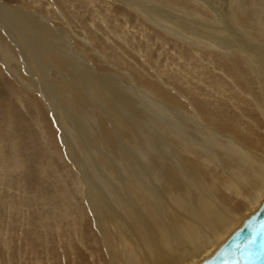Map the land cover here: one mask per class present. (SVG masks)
<instances>
[{
	"label": "bare ground",
	"instance_id": "bare-ground-1",
	"mask_svg": "<svg viewBox=\"0 0 264 264\" xmlns=\"http://www.w3.org/2000/svg\"><path fill=\"white\" fill-rule=\"evenodd\" d=\"M121 1L151 17V22L165 31L179 35L186 30L197 35L193 37L196 45L207 43L200 37L214 43L216 46L210 48H217L232 62V71L229 70L234 82L229 81L234 86L216 78L212 81L204 78L212 90L207 89L202 97H190L189 87L190 98L182 96L176 102L167 99L172 105L173 101L179 105L172 108L147 90L126 87L119 80H111L113 76L95 73L74 52L65 30L54 28L50 21L26 8L23 10L24 7L1 3L0 62L16 78L20 90L42 92L50 106L55 105L63 120L66 142L71 144V154L94 176L82 195L95 215L104 241L112 243L108 250L110 263L200 264L264 202V142L249 124L252 120L249 111L252 113L253 108L264 120V0H216L219 6L213 2V6L203 4L208 0ZM212 7L224 8L225 14L216 13ZM229 15L237 21L224 26L220 17L227 19ZM4 35L21 47L25 67L18 64ZM112 59L117 62L114 56ZM50 68L60 74L65 72L64 78H50ZM91 78L94 81L88 80ZM137 78L146 81L139 74ZM81 82L90 90L82 89ZM14 86L6 82L10 96L0 94V174L6 181L7 175L14 173L13 184L19 189L12 192L11 201L0 185V238L4 248L11 252L16 234L14 225L16 237L20 235L23 218L27 222L22 226V235L35 223L47 228L46 220L52 213L48 207L56 206L52 202L69 199L61 187L44 196L43 190L55 184L50 181L48 164L41 158L48 150H40L31 125L14 112V99L18 96ZM91 93L93 97L89 98ZM112 94L116 97H111ZM24 97L44 124L40 102L36 103L31 95ZM93 104L109 112L108 117L103 110L105 122L95 116ZM233 109L236 113L242 111V119ZM44 132L49 129L39 132L43 134V145L49 147L51 141L55 146L57 139ZM93 148L100 153L92 154ZM33 152L38 153L41 163L30 171ZM114 163L121 170L118 167V172L106 173L102 168L109 164L110 169ZM33 178L41 185L33 184ZM61 181H56L57 186ZM72 181L80 183L77 178ZM26 204L31 209L23 216L22 206ZM30 210L39 216L38 220L34 218L35 223L28 219ZM4 212L10 220L3 218ZM18 212L21 220L16 222ZM79 213L80 218L85 216L82 210Z\"/></svg>",
	"mask_w": 264,
	"mask_h": 264
},
{
	"label": "rangeland",
	"instance_id": "rangeland-1",
	"mask_svg": "<svg viewBox=\"0 0 264 264\" xmlns=\"http://www.w3.org/2000/svg\"><path fill=\"white\" fill-rule=\"evenodd\" d=\"M211 2L218 5L216 0H208V2L203 4L209 6ZM0 3L13 7H24L23 10L26 8V10L30 12H35L45 21H50L49 23H51L54 28L65 30L66 35L71 40L70 44L73 50H75L74 52L83 58L84 62L88 64L95 73L113 76V78H115L111 80H119L126 87L131 85L147 90L154 98H159L172 108L179 107V105L175 103L176 100H181L182 96L188 98L191 91L192 95H190V97H202L204 94H207V89H209V91L212 90L205 81L207 78L211 79V81L216 78V80L219 79V82H223L225 85L228 83L230 86H234V83L231 84L229 81L232 80L234 82L231 74L232 62L221 54L217 48H210L211 45L216 46L214 43H209L207 39L200 37L201 40L207 43H205L204 46L196 45L193 37H197V35L188 34L186 30H184L183 34L180 33L179 35H175L173 32L171 33L168 29L166 32L164 28L158 27L157 24L152 23L151 17L140 14L135 7L129 6L121 0H0ZM53 6L57 7V9L59 8L61 13H57ZM212 8H214L213 10L216 13L225 14L224 8ZM61 14H64L70 26L63 22ZM167 15L168 14L165 13L164 17ZM232 17L233 16L230 15L227 19L220 17L223 19V22L221 20L222 24L226 26L225 24H229L231 21L233 22V20L236 22L237 20ZM225 19L226 21H224ZM232 22L230 23L231 25ZM4 37V40L7 39L6 41L9 42V48L16 56L18 64L22 65V61L25 57L20 55V51H22L21 47L9 40L7 35H4ZM249 48L252 49V46ZM113 56L117 62L112 59ZM22 66L25 67L24 65ZM0 68L3 72L2 75L0 74V94L7 93V97H9L10 92H6L5 84L6 82L12 86L15 84L14 87L18 90L16 95L18 96L17 98L15 97V99L13 98L14 112L18 114L17 116L25 119V122L31 125L34 132L32 136L37 141L40 150H48V154L41 156V158L44 164H48L49 172L51 171L50 177L52 179H50V181H54L55 184L43 190L44 196L52 194L55 189L60 187L65 189L69 196L66 202L65 200L61 203L52 202L54 205L56 203V206L48 207L49 211L52 213L48 215V219L46 220V224L48 225L47 228H42V226L35 223L34 218L38 220L39 216H35L33 210H30V218L28 217L30 213L27 217L30 221L35 223V226L29 225V232L26 235L21 234L22 226L24 222H27L25 218L22 219V224L19 226L21 231L18 237H16L18 233L17 227L14 225L13 229L16 230V234L13 238L12 252L4 248V241L0 238V264H109L110 255L108 250H111L110 245H112V243L110 241L109 245V243L104 241L105 239L103 238L101 230L96 226L99 224L95 221V215L92 213L87 199L82 195V190L89 187L87 182L93 180L94 176L89 174V171L86 170L87 168H82L83 166H81L71 154V144H69L68 141L66 142L64 130L61 125L63 120L60 115L56 113L54 109L56 108L55 105L54 108H52L53 105L51 104L52 106H50V103L47 102L42 92L29 93L28 91L24 92L20 90L21 88H19L16 78L11 76L10 72L4 70V66L1 62ZM49 70L50 78L55 80L64 78L63 73L65 72L60 74L57 69L50 68ZM20 71L22 72V70ZM138 74L144 77L146 81H140V79L137 78ZM1 76H3V78H1ZM21 76L24 75L22 74ZM38 79H40V77H38ZM88 80L94 81L93 78ZM195 82L197 83L195 84L196 87L194 85ZM81 84L84 87L82 88V86H80V88H88L84 83L81 82L80 85ZM231 91L232 89L229 90V92ZM24 95H26L27 98H30L31 95L36 103L38 101L40 102L42 111L44 112V124L38 118L36 110H30V104L25 99ZM110 96L113 98L116 97L115 94ZM222 96L225 97L224 94ZM90 97H93V93L89 94V98ZM168 98L174 99L175 102L173 101V105L170 100H167ZM92 107H95L94 104ZM95 108L97 113L95 116L99 120L105 122L107 119L105 112L108 117L109 112L105 107L100 108L96 106ZM233 110L232 112L236 113V110ZM249 113L252 119L249 124L252 129H254L252 132H254L257 137L259 136L264 142V120L259 112H256V108H253L252 113L250 111ZM236 114L242 119V111H237ZM204 119L206 122L208 121L207 117ZM46 128L49 129V132H44L45 135H50L57 139L55 146L52 145L50 140L49 147L43 145V134L39 135V132L41 130L46 131ZM240 133L242 132L240 131ZM238 135H240L239 131H237L236 135L239 139L240 137ZM54 148H57V151H55ZM91 152L95 154V156L97 152L100 153L98 148H93ZM72 153L74 152L72 151ZM31 155L34 157V160L30 162V171H33L41 162L38 153L33 152ZM107 165L109 166V164H104L102 166L106 173L111 170L118 172V167V169L121 170L117 163H114V167L112 168L110 166V169ZM105 166L107 167L104 168ZM69 172L73 175V178H77L80 183L73 182V178L69 175ZM11 174L7 175L6 181L3 177V173L0 174V185L3 189L5 188V191L7 190V197L9 199L11 196L14 198V193L12 192H17V190H19L14 187L13 184V177L16 181V176L14 173ZM36 174L37 173L34 175ZM86 175L88 177H86ZM34 178L32 179L33 184L41 185V182ZM58 180H62L60 186H57L58 182L56 183V181ZM9 188L10 190H8ZM79 193H81V196ZM27 205L28 204L22 206L24 209L23 216H26V213H28L27 210L31 209L27 207ZM55 210H57V212ZM79 210L83 211L85 215L83 218H80ZM6 211L9 212V210ZM73 212H76L75 216L77 217L73 216ZM20 213L21 212H18L16 222L21 220ZM3 214L5 216L3 218L10 220L6 212ZM24 228H26V226ZM1 235L2 233L0 236Z\"/></svg>",
	"mask_w": 264,
	"mask_h": 264
},
{
	"label": "water",
	"instance_id": "water-1",
	"mask_svg": "<svg viewBox=\"0 0 264 264\" xmlns=\"http://www.w3.org/2000/svg\"><path fill=\"white\" fill-rule=\"evenodd\" d=\"M200 264H264V202L211 257Z\"/></svg>",
	"mask_w": 264,
	"mask_h": 264
}]
</instances>
